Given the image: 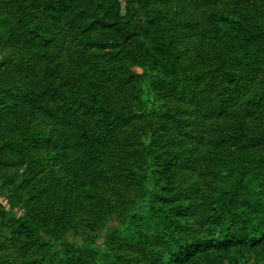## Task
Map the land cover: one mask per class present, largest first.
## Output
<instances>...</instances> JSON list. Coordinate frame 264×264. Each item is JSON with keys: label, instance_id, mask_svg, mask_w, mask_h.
Returning a JSON list of instances; mask_svg holds the SVG:
<instances>
[{"label": "rangeland", "instance_id": "1", "mask_svg": "<svg viewBox=\"0 0 264 264\" xmlns=\"http://www.w3.org/2000/svg\"><path fill=\"white\" fill-rule=\"evenodd\" d=\"M10 1L0 0V16L16 29L20 14ZM18 1L22 10L39 15L47 0ZM147 1L187 80L160 104L135 64L101 62L111 110L119 115V121L111 128L109 140L114 167L99 181L95 203L59 184L50 165L31 164L45 155L44 140L36 133L64 127L66 113L44 100L30 120L8 118L6 123L14 129L13 150L6 152L0 139V264H54L65 254L69 258L63 264H116L119 259L124 264H159L158 254L166 255L168 247L153 235L152 223L135 233V227L126 225V217L141 213L149 218L150 207L159 201L153 171L170 162L173 182L168 194L174 207L171 214L176 239L191 242L222 230L225 219L217 211L219 193L207 170L208 158L231 127L264 133V116L250 121L243 115L242 100L234 94H217V81L209 74L207 63L210 51L192 28L202 25L211 11L228 9L241 11L247 22L264 26V0ZM39 20L57 39L53 56L29 55L16 35L9 43L0 42V78L17 77L24 86L35 85L45 73L57 71L60 82L77 84L76 66L84 64L86 74L89 51L75 43L68 23L53 25L43 17ZM258 79L255 85L264 87V68ZM243 152L235 143L224 150L235 161ZM259 191H264L263 185ZM12 194L20 197V205L39 208L55 218L63 214L65 245L51 248L47 244L40 250L24 251L10 221L13 210L6 197ZM22 211L18 209L17 215ZM176 239L172 240L174 245ZM231 255L235 264H264L257 249Z\"/></svg>", "mask_w": 264, "mask_h": 264}, {"label": "trees", "instance_id": "2", "mask_svg": "<svg viewBox=\"0 0 264 264\" xmlns=\"http://www.w3.org/2000/svg\"><path fill=\"white\" fill-rule=\"evenodd\" d=\"M10 4L20 14L18 26L13 29L0 16V42L9 43L17 35L26 53L50 58L57 39L39 17L53 25L68 23L75 43L89 51V67L84 75V64L82 68L76 66L79 76L73 86L60 82L57 71L45 73L35 85L24 86L17 77L0 78L2 148L13 150L14 129L6 123L8 118L30 120L42 101L51 102L67 118L64 127L36 133L44 140L45 155L31 164L50 165L59 184L72 187L95 203L99 181L114 167L109 140L111 128L119 121V115L111 110L101 62L135 64L160 104L187 77L182 75L164 28L150 14L147 0H47L41 4L39 15L22 10L18 0ZM192 30L210 51L207 63L209 74L217 81V94H234L242 100L244 117L260 120L264 116V87L255 84L264 68V26L247 22L241 11L228 9L211 11L203 24ZM259 134L231 127L208 158L207 170L219 193L217 211L225 219L217 234L191 242L176 239L172 230L174 207L168 194L173 182L172 162L154 169L159 201L150 207L149 218L141 213L128 214L126 225L135 227L137 233L152 223L153 235L168 247L166 255L158 254L159 264H235L231 253L247 254L253 249L264 256V191L258 192V187L264 186V133ZM231 143L244 151L238 161L224 153ZM6 198L13 210V232L24 251L40 250L47 244L51 248L65 245L63 214L55 218L39 208L20 205L16 194ZM18 209L23 210L21 215H17ZM175 239L177 245L172 242ZM68 258L65 254L54 264H63ZM116 261L124 264L122 259Z\"/></svg>", "mask_w": 264, "mask_h": 264}]
</instances>
